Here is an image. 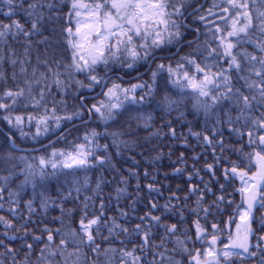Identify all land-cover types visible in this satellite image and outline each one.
Returning <instances> with one entry per match:
<instances>
[{
  "label": "snow or ice",
  "instance_id": "snow-or-ice-1",
  "mask_svg": "<svg viewBox=\"0 0 264 264\" xmlns=\"http://www.w3.org/2000/svg\"><path fill=\"white\" fill-rule=\"evenodd\" d=\"M0 5H3L0 7V15L9 21H0V40L23 36L29 46L33 37L43 36L44 22L52 19L46 13L58 14L61 11L60 0H0ZM189 8H192V13L188 15L205 23L210 39L204 41L202 50L201 45L196 44V52L181 56L175 64L160 62L156 63L154 70L151 69L150 62L157 59L171 60V57H158L157 53L180 45L184 39L183 29L189 27L185 22ZM202 8L203 5L198 9L190 0H71L68 22L71 23L75 18V30L72 27L65 29L66 34L71 37L67 44L72 55L71 63L63 65V72L59 70V62L54 69L45 60L43 64L47 72H38L34 67L29 76L25 65L30 64V60H10L13 68L20 64L19 74L23 81L22 84L17 83L15 87H6L0 92V112L3 113L0 120L9 127L7 138L14 147L15 138L11 130L19 132L21 138H31L37 142L42 136H57L67 142L71 135L68 125H74L78 120L82 123L91 122L93 116L103 124L104 130H86L83 143L72 144L70 151L53 147L50 155L47 158L39 157V163L35 166L27 162V157L21 156L20 159L26 163L20 173L23 179L17 187H10L9 176L0 177V209H4L3 201L7 194L6 211L13 217L8 219L0 215V224L6 230L24 231V237H17L15 234L9 237L6 231L8 239L26 240L27 222L16 229L14 219L23 218V213L19 211L22 202L29 218L36 212L37 200L45 212L50 202L56 203L47 195L50 176L75 175L79 170L104 168L111 164L112 149L120 155L124 151L132 152L137 146L144 147L136 139L140 131L149 133V141L162 134L177 137V131L170 120L162 125L168 128V133H162L161 129L155 127L151 109L155 106L170 114L178 111L187 97L194 100V109L204 113L206 123L209 118L215 117L212 137L192 132L189 128V133L198 140L202 139L205 145L215 147L214 141H217L221 150L224 149L223 140L216 135L220 132L219 125L223 123L218 113L227 115V123L233 125L231 111L235 109L239 113L235 121L241 122V128L246 129H230L239 137L247 136V145L252 149L247 153L243 148L240 149V156L247 160V171L235 164L230 169L233 178L238 176L242 184L238 190L242 202L237 205L236 212L241 223H237L235 217H229L228 221L215 220L217 214L224 215L219 205L227 203L231 207L232 202L226 201L221 195L210 204L205 196L211 189L205 185L202 190L191 184L193 174L199 176L195 168L193 174L188 176L191 186L188 195L183 198L186 203L191 196H197L195 208L190 209V213L197 217L192 221V235L187 230L178 234V223H162L161 216L153 215L151 211L138 217L140 222L130 230L115 217L105 215L107 206L100 193L106 181L98 180L92 189L89 178L85 177L84 184L88 185L86 190L92 191L93 195L85 196L81 201L79 232L73 230L64 234L56 229L55 232L61 237L58 245L54 242L52 229L44 228L46 240L33 235L34 242L43 243L36 264H81L78 251L68 252L70 244L74 249L88 248L103 264H184V260L176 259L177 256L185 257L187 264H248L251 258H255L257 264H264V0H213L206 13L200 12ZM217 8L219 13L214 11ZM15 17H23L24 22ZM209 17L216 19L209 20ZM56 18H59L58 15ZM217 20L220 22L217 23ZM195 31L198 33L200 30L197 28ZM41 43H47V40H42ZM213 44L216 46L213 47ZM249 46L254 50L249 51ZM197 56L201 59L198 60ZM140 65L149 66L148 80L137 77L138 82L128 83L126 86L122 82L123 76L113 79L108 75L117 71L125 74L138 72ZM101 71L105 74L100 75ZM233 73L241 82V87L236 86ZM79 76H84L85 80H80ZM11 78L14 81L17 79L15 71ZM0 79L6 80V74L0 73ZM53 88L60 99L52 95ZM72 88L78 90L76 97L80 106L69 111L63 97ZM97 88L103 99L89 105L84 90L93 91ZM21 108L30 111H20ZM225 108H228L227 112H224ZM257 109L262 110L259 115L256 114ZM130 113H136L131 116L136 124L135 130L132 123H127L123 129L109 131L113 124L119 123L121 117ZM25 128L29 131H25ZM32 128L35 129L34 132L31 131ZM101 139H110V144L101 145ZM180 160L183 164V154ZM49 167L53 170L51 173L47 171ZM66 169L70 171L65 172ZM207 169L212 172L213 165L208 164ZM128 171L130 176H139L138 172L131 169ZM181 171L182 168H176L174 174ZM148 175L145 170L144 176ZM212 175L215 173L212 172ZM224 175L227 179L228 169L224 170ZM66 183L79 185V181L67 180ZM120 183L124 187L116 188L117 201L121 197L130 198L127 178L122 176ZM29 186L33 198L24 200ZM136 187L137 190L140 189L138 179ZM146 187L150 193L160 191L151 183ZM220 190L226 191L224 185H220ZM73 191L77 194L75 199L79 200L80 186L67 189L66 195L58 192L57 196L61 201H68L73 196ZM171 200H180V197L173 194L168 203L163 206L152 203L151 209L162 208L165 212H171L176 207L171 204ZM135 203L134 200L133 204ZM60 210L62 215L71 212L62 203ZM257 213L260 214L259 221ZM119 215L127 217L128 213L121 210ZM179 215L182 222L183 212ZM209 218H212L211 221ZM257 223L258 227L253 228ZM233 224L236 228L235 235L231 232ZM153 227L163 229L164 237L160 239V243L155 242L157 236L152 232ZM102 229L107 231V236L102 235ZM121 234H124L125 240L119 239ZM97 237L108 246L102 248ZM134 238L139 239V244ZM164 238L174 247L170 249ZM253 240L255 243L251 242ZM117 241L121 245L119 248L112 246ZM198 243L200 248L195 247ZM127 244H132L133 247L129 249ZM189 244L193 245L192 250L189 249ZM0 247L4 249L0 252V257H3L0 264H6L8 257L12 258V264H32V243L26 242L23 245L27 251L22 260L17 259L19 254L9 244L0 241Z\"/></svg>",
  "mask_w": 264,
  "mask_h": 264
},
{
  "label": "trees",
  "instance_id": "trees-1",
  "mask_svg": "<svg viewBox=\"0 0 264 264\" xmlns=\"http://www.w3.org/2000/svg\"><path fill=\"white\" fill-rule=\"evenodd\" d=\"M204 0H190L192 4H195L199 9L200 5ZM89 2V0H85ZM219 2V0H216ZM213 0H207L202 9L201 13H206V9L211 7ZM71 0H60L61 11L58 14L46 13L52 17V19L46 20L42 27L43 36L33 37L31 44L29 46L28 41L23 37L9 38L7 41L0 40V73H5L7 76L6 80L0 79V92H2L6 87H15L17 83L22 84L23 77L19 74L20 64L18 63L15 68L12 67L10 60L15 58L18 61L20 60H30L31 63H26L28 68V75H31L32 69L35 67L38 69V72H47L43 61L47 60L48 63L55 69L57 62L61 65L59 70L64 71L63 65L71 63L72 50L68 46L67 41L71 39L66 34L65 29L72 27L75 30V18L72 19V22H68V12L70 10ZM3 7V5H0ZM192 8L188 9V12ZM214 10H219L214 9ZM6 11V9H5ZM58 15L59 18H56ZM20 19L21 22H24L23 17H15ZM0 21L8 23L9 21L3 16L0 15ZM189 27L183 29L184 39L181 41L180 45L166 48L163 52H158L157 56L168 55L171 53H176L171 57V60L165 59L163 61L157 59L153 61L151 69H155L156 63L171 62L176 63L181 56L187 55L197 51L196 44L201 45V50L203 43L206 39H210L207 34V29L204 22H199L198 20L192 18L191 16L185 21ZM219 23V22H217ZM29 25H26V27ZM211 27V25H208ZM199 29L201 32V37L196 39L198 33L195 29ZM47 40V43H41L42 40ZM196 39V40H195ZM216 45L213 44V47ZM178 47H181L180 51L176 52ZM249 51L254 49L249 46ZM15 53V56H13ZM198 60L201 57H196ZM151 64V62H150ZM148 65L138 66L139 71H132L128 74L124 72H115L109 73L108 75L115 79L116 76H123L124 80L122 81L127 86L128 83L138 82L137 76L142 77L144 80L149 79L150 69ZM226 67V64H225ZM16 72L17 79L14 81L12 73ZM105 73L101 71L100 75ZM233 80L236 83L237 87H241V82L236 79V74L233 73ZM80 80H85L84 76L78 77ZM87 83V81H85ZM171 89L172 86L168 85ZM77 89L72 88L69 90L68 95L63 97L67 101L69 111L74 110L80 106V102L76 97ZM100 91L99 88L93 91L84 90V94L93 95ZM52 95L56 96L57 99L61 97L56 95V90L53 88ZM103 99V96L100 95L97 98H88L87 103L91 105L92 103L97 102V100ZM194 100L190 97L184 98V102L180 105L178 111H172L170 114L166 111H160L153 106L151 109L153 116L155 117L153 123L156 128L161 129L162 133H168L167 127H162L166 121L172 122V127L177 131V137H172L169 135H161L158 138H152L150 141L147 139L149 133L146 131H140L136 139L139 144L144 145V147H135L132 152L124 151L122 154L117 155L114 149L110 152L111 164H107L104 168H94L89 171L79 170L75 175L65 176L60 174L59 177L50 176L47 181L48 191L47 195H50L53 201L56 203H49V207L45 212L37 203L35 205L36 212L31 218L28 217L27 209L24 207L23 202L21 203L19 211L23 213V218L14 219V227L16 229L20 228L21 224L27 222V239H16L10 240L5 236L7 231L8 236L15 234L17 237H24V231L19 230L13 232L12 230H6L3 224H0V241H3L6 244H9L10 247L14 248L19 254L17 259L22 260L26 249L23 245L27 243H32L34 247V252L31 255L32 264H36L37 258L40 254V249L43 248V243L34 242L33 235L40 236L42 239L46 240L47 234L43 231L45 227L53 230L54 242L59 244L60 235L55 232L56 229H60L62 233L67 234L73 230L79 232V220L81 217V201H83L85 196H92L93 192L86 190L88 185L84 184L85 177L89 178V185L92 189L95 188V184L98 180L103 179L106 183L103 185L102 192L100 195L103 197L106 204L105 215L109 218L115 217L117 221L121 224H124L130 230L135 226L136 223H139L138 217L144 216L148 212H152L153 215L161 216L162 223L171 224L178 223L180 228V233H183L185 230L189 232V235H192L193 225L192 221L197 219L196 216L190 213V209L195 208L197 196L193 195L185 203L184 197L188 195V189L191 186L188 182V176L193 174V168L199 172V176L193 174V179L191 184L197 185L200 189H204L205 185L211 189L207 192L205 199L211 204L216 201V197L223 195L226 201H231V207L227 203L220 204L219 207L224 213L223 216L217 214L215 220L219 221L223 219L228 221L229 217H235L237 223H241L239 216L236 214L237 205L241 204L242 197L239 194V189L242 187L240 178L237 176L233 178L230 173V169L233 164L240 166L243 170H248V164L246 158L240 156V149L243 148L244 152L247 153L251 151L247 145V136L239 137L230 129L240 128L241 131H246V129L241 128V122L235 121V117L239 114L235 109H232L231 116L233 117V125L227 123V115L223 113H218L221 115L223 123L219 125L220 132L216 135L223 140L224 149L218 146L217 141H214L216 144L215 147L211 145H205L201 140H198L196 136L189 133V128L192 129V132H198L209 137L213 136V127L215 124V117L209 118L207 123L205 115L202 111H198L193 108ZM228 107H231L230 105ZM20 111H30V109L21 108ZM228 108L224 109V112H227ZM262 111L257 109L256 114L259 115V112ZM183 114V116L181 115ZM3 113L0 112V116ZM136 115V113L126 114L120 118L119 123L113 124L109 131L119 130L125 128L127 123H132L133 130L136 128L135 122L131 120V116ZM76 123H81L73 128V125H68V129L71 132V135L68 138V141L65 142L62 139H58L57 136L49 137H40L39 141H33L31 138H21L19 132L11 130V134L15 138V144L17 146L28 148L29 151H20L17 150L8 140L7 134L9 133V127L6 122L0 120V177L9 176V185L11 188L15 189L23 177L20 175L22 169L25 167V161L21 160L20 157H27V162L35 165H38V158L41 156L48 157L53 150V147L56 149L62 150H71L72 144L74 143H83V135L86 130L90 128H96L98 131L103 132L104 127L101 122L93 116L91 122L82 123L81 121H76ZM74 124V125H75ZM25 131H29L28 128H25ZM32 132L35 131L34 128L31 129ZM127 138V137H126ZM101 145L105 143L110 144V139H101L99 140ZM181 154L184 156V162L182 164L180 157ZM159 156V159L156 157ZM131 157H134L132 159ZM194 157H199V159H193ZM220 159L217 160L216 158ZM213 165L212 172L215 175H212L207 169V165ZM176 168H182L180 173H175ZM129 169L132 171L138 172L139 176H130ZM229 170V176L227 179L224 175V170ZM147 171L149 175L144 176V171ZM49 173L53 170L49 167L47 169ZM70 170H65L69 172ZM125 177L128 180L127 192L130 198L121 197L119 201L116 200V188L124 187L120 183L121 177ZM155 177V179H153ZM202 178V181H201ZM137 179L139 180L140 189L137 190L136 184ZM67 180L79 181V185L68 184ZM2 183V181H0ZM153 184L154 187L159 188V192H149L146 185ZM220 185H224L226 191L221 192ZM76 186L81 187L79 193V200L75 199L76 193L73 191V196L69 198L68 201H61L57 196L58 192H62L66 195V190L69 188H74ZM175 194L180 197V200H171V204L175 205V209L171 212H165L162 208L158 210H152L151 204L156 203L158 206H163L165 203L169 202V197ZM214 194V195H213ZM33 198L32 189L29 188L24 194V200ZM136 201L133 204V201ZM4 209H0V215L6 216L8 219H13V217L6 211L8 208L7 203V194H5ZM63 204V207L66 210H71L70 214L62 215L60 210V204ZM97 207L99 201H96ZM118 205V207H117ZM126 211L128 213L127 217H120V211ZM183 212V221L179 213ZM215 212V210H213ZM91 212V209H90ZM203 214L201 213V216ZM210 221L212 218H209ZM260 219V214L257 213V221ZM62 221V222H61ZM147 222V221H146ZM203 224V220L201 221ZM258 227V223L253 225V228ZM102 235L107 236L108 233L105 229H102ZM235 224L231 226V232L235 235ZM152 232L157 236L156 243H160V239L164 237L163 229L153 227ZM227 233H225L226 235ZM181 238L183 236L181 235ZM120 240H125L124 234H121L119 237ZM136 239V243L139 244V239ZM165 243L171 249L174 247L173 244L168 243L167 238ZM173 240L175 237L172 238ZM193 239L195 237L193 236ZM97 242L101 243L100 237H97ZM255 243V241H251ZM106 243H101V247H107ZM113 247H121L120 243L117 241L112 245ZM207 245L205 244V247ZM127 247L130 249L133 247L132 244H127ZM189 249H193V245H188ZM196 248H200V244L195 245ZM3 247H0V252H3ZM79 252L81 264H103L102 260H97V257L86 247H81L80 249H74L71 244L68 247V252ZM140 253H137L139 255ZM3 259V257H0ZM176 259L184 260V264H187V260L183 256H177ZM6 264H12V258L8 257ZM248 264H257L255 258H251L248 261Z\"/></svg>",
  "mask_w": 264,
  "mask_h": 264
},
{
  "label": "water",
  "instance_id": "water-1",
  "mask_svg": "<svg viewBox=\"0 0 264 264\" xmlns=\"http://www.w3.org/2000/svg\"><path fill=\"white\" fill-rule=\"evenodd\" d=\"M205 2H206V0H204V2H203V4H205ZM190 13H192V11L191 12H189V14ZM100 96V91L98 92V93H96V94H93V95H86V97H87V99L88 98H97V97H99ZM93 118V117H92ZM92 120V119H91ZM79 124H81V123H76L75 125H73L72 127H70V128H73V127H75V126H77V125H79ZM69 128V129H70ZM15 148L17 149V150H20V151H29V149H27V148H24V147H17V146H15Z\"/></svg>",
  "mask_w": 264,
  "mask_h": 264
},
{
  "label": "bare ground",
  "instance_id": "bare-ground-1",
  "mask_svg": "<svg viewBox=\"0 0 264 264\" xmlns=\"http://www.w3.org/2000/svg\"><path fill=\"white\" fill-rule=\"evenodd\" d=\"M189 13V12H188ZM188 13H186V15H188ZM188 18H189V15H188ZM137 77H140V76H137Z\"/></svg>",
  "mask_w": 264,
  "mask_h": 264
},
{
  "label": "flooded vegetation",
  "instance_id": "flooded-vegetation-1",
  "mask_svg": "<svg viewBox=\"0 0 264 264\" xmlns=\"http://www.w3.org/2000/svg\"><path fill=\"white\" fill-rule=\"evenodd\" d=\"M213 20H215V19H213ZM149 69H150V68L148 67L147 71H148Z\"/></svg>",
  "mask_w": 264,
  "mask_h": 264
}]
</instances>
